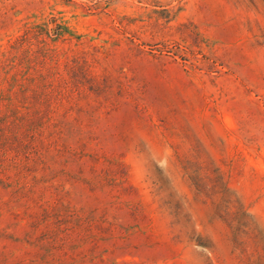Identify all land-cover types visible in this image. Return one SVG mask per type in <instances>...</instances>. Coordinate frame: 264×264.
Returning <instances> with one entry per match:
<instances>
[{
	"label": "rangeland",
	"instance_id": "obj_1",
	"mask_svg": "<svg viewBox=\"0 0 264 264\" xmlns=\"http://www.w3.org/2000/svg\"><path fill=\"white\" fill-rule=\"evenodd\" d=\"M0 264H264V0H0Z\"/></svg>",
	"mask_w": 264,
	"mask_h": 264
}]
</instances>
